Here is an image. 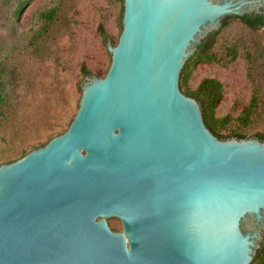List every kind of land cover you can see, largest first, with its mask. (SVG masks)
I'll use <instances>...</instances> for the list:
<instances>
[{"label": "water", "instance_id": "95a60500", "mask_svg": "<svg viewBox=\"0 0 264 264\" xmlns=\"http://www.w3.org/2000/svg\"><path fill=\"white\" fill-rule=\"evenodd\" d=\"M263 11L123 0L109 69L86 77L68 129L0 165V264H251L264 140L216 136L180 75L226 17Z\"/></svg>", "mask_w": 264, "mask_h": 264}, {"label": "rangeland", "instance_id": "374dc122", "mask_svg": "<svg viewBox=\"0 0 264 264\" xmlns=\"http://www.w3.org/2000/svg\"><path fill=\"white\" fill-rule=\"evenodd\" d=\"M122 8L115 0H0V90L6 104L0 114V165L68 129L86 82L81 68L104 78L111 54L99 28L116 45ZM50 10L52 17H44ZM216 32L213 60L187 59V88L195 90L206 78L220 81L214 117L228 118L223 132L256 139L264 134V27L252 29L230 17ZM252 98L255 108L243 123L240 116Z\"/></svg>", "mask_w": 264, "mask_h": 264}, {"label": "trees", "instance_id": "16d2710c", "mask_svg": "<svg viewBox=\"0 0 264 264\" xmlns=\"http://www.w3.org/2000/svg\"><path fill=\"white\" fill-rule=\"evenodd\" d=\"M119 1L122 4L123 7V0H115ZM123 12V8H122ZM54 11L50 10L44 14V17H52ZM230 17H227L223 20L222 26L227 23V20ZM239 18L243 23H245L248 27L252 29H258L261 27H264V13L263 14H256V15H244ZM121 23H122V14H121ZM100 33L103 37V41L106 44L107 41H111L110 36L106 32V30L103 28V26H100ZM217 32L211 33L209 36H207L202 43L198 46L197 51L195 52L194 56L192 58L200 59V60H213L214 56L210 53V50L212 48V43L214 40L215 35ZM82 73L85 77L92 75V73L83 65L81 68ZM191 74V66L189 64H185L180 75V88L184 94L191 96L195 98L202 107V113L204 117L205 124L207 127L219 138H231V137H237L239 139H244L247 137V134L237 131H227L223 132L226 123L228 121L227 117L224 118H215L214 117V111L217 107V105L220 102L221 99V93H222V84L220 81L214 79V78H206L201 81V83L198 85V87L195 90H189L187 88V83L189 80ZM0 77H1V69H0ZM257 98H252L248 106L244 109L242 115L240 116V120L244 123L246 120L249 119L250 115L253 113V109L255 108ZM6 104L4 103V100H2V92L0 90V114L2 113V110ZM255 137H257L260 140H264V134H256ZM27 153V152H26ZM24 153L23 156L26 154ZM255 264H264V243L262 245V248L259 250L256 258H255Z\"/></svg>", "mask_w": 264, "mask_h": 264}, {"label": "flooded vegetation", "instance_id": "af4514ba", "mask_svg": "<svg viewBox=\"0 0 264 264\" xmlns=\"http://www.w3.org/2000/svg\"><path fill=\"white\" fill-rule=\"evenodd\" d=\"M263 13H264V11H263L262 13H260V14H263ZM251 14L256 15V13H251ZM251 14H248V15H251ZM229 17H237V16H229ZM226 18H227V17H226ZM263 243H264V235H263V240H262V243H261V247H260V249L262 248ZM260 249H258L257 254H258V252H259ZM257 254H256V256H257ZM256 256H255V258H256ZM255 258H254L253 262L255 261ZM253 262H252V263H253ZM252 263H251V264H252Z\"/></svg>", "mask_w": 264, "mask_h": 264}]
</instances>
